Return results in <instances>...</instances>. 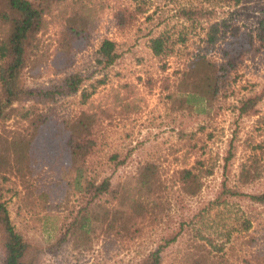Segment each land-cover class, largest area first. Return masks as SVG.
Returning <instances> with one entry per match:
<instances>
[{"label": "rangeland", "instance_id": "374dc122", "mask_svg": "<svg viewBox=\"0 0 264 264\" xmlns=\"http://www.w3.org/2000/svg\"><path fill=\"white\" fill-rule=\"evenodd\" d=\"M71 2L57 6L47 29L38 34L39 48L24 71L25 85L48 87L64 74L78 73L83 78L81 90L56 100L52 112L65 119L83 111L99 116L95 146L86 159L87 176L96 182L108 179L111 188L121 191L141 166L152 163L158 167L163 197L156 207L146 205V210L157 213L155 219L135 217L131 225L127 220L129 231H123L118 221L111 231H106V221L94 222L85 233L80 227L85 210L100 219L103 208L116 210L115 202L109 197L91 203L82 199L68 189L69 180H61L67 167L59 155L47 160L38 157L29 174L0 178L1 201L15 230L28 243V260L32 264H140L166 239L176 236L161 250L160 264H185L186 255L201 242L199 237H210L219 245L230 233L222 262L264 264V205L236 198L219 206L211 204L223 182L247 194L264 193V36L255 37L264 19V0L106 2L95 12L84 45L70 51L69 68L61 70L56 65H60L64 30L60 14L67 13ZM4 6L0 11L6 10ZM187 9L195 12L190 20L183 17ZM214 22L226 26L222 38L208 45L205 31ZM235 29L238 34L232 36ZM248 33L254 37L252 48L225 78L217 98L191 107L182 102L184 95L177 87L188 63L200 55L220 64L222 53L244 44ZM161 35L168 39L166 50L155 56L150 41ZM105 39L115 43L117 57L110 66L97 62ZM83 91L88 95L84 102ZM248 99L255 102L241 113ZM16 129L15 121L0 122V133ZM244 166L253 174L246 184L238 181ZM183 169H196L202 175L196 197L180 191L176 178ZM127 215L122 216L123 226ZM240 217L251 221L249 230H237ZM59 239L63 240L57 245Z\"/></svg>", "mask_w": 264, "mask_h": 264}, {"label": "trees", "instance_id": "16d2710c", "mask_svg": "<svg viewBox=\"0 0 264 264\" xmlns=\"http://www.w3.org/2000/svg\"><path fill=\"white\" fill-rule=\"evenodd\" d=\"M96 1V2H94ZM120 0H72L70 8L65 15L60 14L63 28V39L60 41V55L56 64L63 70L69 68L72 63L70 51L79 49L84 45L85 34L94 24V15L98 9L101 11L106 2H119ZM240 4L250 0H219ZM65 0H0V6L6 7L0 11V122L15 121L19 129L3 131L0 133V178L6 174H29L36 167L38 157L59 155L66 163L67 170L62 172L61 180L66 183L68 189L89 203L95 199L109 197L115 202L116 210L103 208V216L95 217L94 214L85 213L82 217L81 228L87 233L94 222L104 223L106 231H111L114 222L121 224L123 231H129L134 218L139 220L155 219L157 213L146 210L149 203L158 206L161 195L162 183L158 167L152 163H146L138 169L137 175L127 180L129 184L124 189L111 188L108 179L96 182L87 176L85 167L86 159L91 154L94 146V130L99 126V116L94 112H80L71 119L59 118L52 112V105L59 98L76 95L82 87L83 78L78 73L64 74L56 83L48 87L30 89L24 82V71L27 62L34 51L39 48L38 34L43 33L48 25L49 17H52L54 9L63 4ZM4 4V5H3ZM203 11H199L200 13ZM195 12L191 9L183 11V17L187 20ZM119 15L128 18L122 12ZM264 16V7L262 9ZM226 23H209L205 31V42L208 45L216 43L222 35ZM259 31L256 38L264 36V19L259 22ZM261 33V34H260ZM235 29L232 36L237 35ZM168 39L161 35L150 41V49L155 56L163 54L166 50ZM254 37L248 33L244 35V44L224 51L220 64L209 61L203 56L196 55L187 65L179 78L178 92L184 95V101L188 106L197 103L208 104L214 101L222 83L230 73L237 69L239 61L248 53L253 45ZM75 43L73 45H70ZM97 62L104 66H110L115 61V43L105 39L98 50ZM232 70V71H231ZM231 71V72H230ZM65 73V72H64ZM101 83V81H99ZM127 88V87H126ZM83 102L88 95L81 93ZM254 99H248L242 104L241 113L248 111L254 104ZM112 112V110L110 109ZM111 113H109L110 115ZM223 167V173L225 172ZM209 173H206L208 175ZM71 176V178L69 177ZM202 175L196 169H183L177 173L180 191L186 197H196L201 190ZM253 178L250 167L241 168L238 181L246 184ZM3 189L0 187V264H32L28 260V243L24 236L15 230L8 211L1 201ZM246 199L254 204L264 205V193L247 194L226 186L223 182L222 189L211 204L221 205L226 199ZM106 209V210H105ZM127 215L126 224L122 225L123 215ZM105 214V215H104ZM80 220L79 213L75 222ZM240 223L238 229L245 231L250 229L251 221L240 217L236 221ZM242 230V231H243ZM201 242L195 243L193 253L186 255L185 264H225L222 256L225 252V244L230 242L231 234L224 237V242L215 245L210 237H199ZM176 236L165 240V244L152 251L140 264H160V253L165 246L175 241ZM63 239L57 241V245ZM203 243V245H201ZM220 254L219 257H215Z\"/></svg>", "mask_w": 264, "mask_h": 264}]
</instances>
